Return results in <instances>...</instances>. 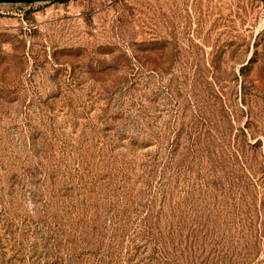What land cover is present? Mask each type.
Segmentation results:
<instances>
[{
    "label": "rangeland",
    "instance_id": "374dc122",
    "mask_svg": "<svg viewBox=\"0 0 264 264\" xmlns=\"http://www.w3.org/2000/svg\"><path fill=\"white\" fill-rule=\"evenodd\" d=\"M0 264H264V0H0Z\"/></svg>",
    "mask_w": 264,
    "mask_h": 264
},
{
    "label": "water",
    "instance_id": "95a60500",
    "mask_svg": "<svg viewBox=\"0 0 264 264\" xmlns=\"http://www.w3.org/2000/svg\"><path fill=\"white\" fill-rule=\"evenodd\" d=\"M9 1H21V0H9Z\"/></svg>",
    "mask_w": 264,
    "mask_h": 264
}]
</instances>
